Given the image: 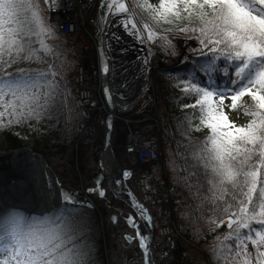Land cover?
<instances>
[{"label":"snow or ice","instance_id":"obj_1","mask_svg":"<svg viewBox=\"0 0 264 264\" xmlns=\"http://www.w3.org/2000/svg\"><path fill=\"white\" fill-rule=\"evenodd\" d=\"M56 8L62 10L58 0H0V130L27 125L38 132L46 120L59 123L65 115L67 124L70 119L63 54L50 43L57 26L52 15H45ZM101 8L106 10L97 21L101 45L107 36L110 48L120 39L113 25L122 28L146 53V72L159 52L178 55L173 40L197 45L177 60L184 67L176 75L168 73L181 95L194 101L183 105L193 109L183 117L187 127L178 125L188 143L179 145L187 155H178L187 163L186 175L177 180L198 202L194 211L211 204L226 217L208 220L209 232L221 225L228 229L215 236L212 264H264V0H104ZM102 63L108 73L106 60ZM244 97L254 102L252 108L243 105ZM239 107L250 117L244 125L229 117ZM202 127L208 134L193 142L191 133ZM131 176L124 171L112 183L122 188ZM102 179L88 192L105 197ZM56 199L43 215L15 206L0 209V264H90L93 247L83 238L89 234L86 210L92 205L62 185ZM133 207L145 218L142 205ZM127 220L147 257L148 238L139 234L133 217Z\"/></svg>","mask_w":264,"mask_h":264},{"label":"built area","instance_id":"obj_2","mask_svg":"<svg viewBox=\"0 0 264 264\" xmlns=\"http://www.w3.org/2000/svg\"><path fill=\"white\" fill-rule=\"evenodd\" d=\"M58 2L62 3V10L56 8L50 13L53 23L57 26V38L50 43L57 46V50L63 54V77L69 93L68 120L75 122L81 142H88L94 138V122L100 127L104 126L109 112L104 97L100 33L97 29L104 0ZM195 47L196 44L190 48ZM188 49L185 46L181 49V60L185 55H189ZM174 61L173 57L159 52L150 65L153 70H159ZM93 69H96L94 72L98 77L97 81L90 77V71ZM95 92L103 102L107 112L105 116L95 112L99 103L94 96ZM148 130L146 128L133 131L135 138H128L127 148L132 149L138 159V167L128 181V189L135 200L150 212L152 234L147 240L149 257L153 264H211L203 246L214 244L215 236L223 235L228 229L221 225L216 232L206 230L202 233L199 243L190 240L193 221L190 201L187 197L179 195L177 186L170 183L161 139L145 137L144 134Z\"/></svg>","mask_w":264,"mask_h":264},{"label":"rangeland","instance_id":"obj_3","mask_svg":"<svg viewBox=\"0 0 264 264\" xmlns=\"http://www.w3.org/2000/svg\"><path fill=\"white\" fill-rule=\"evenodd\" d=\"M176 41L177 40H173V44ZM176 51L178 55L181 53V50L179 49L178 45H176ZM176 89L179 90L178 88L174 87L169 81L168 85L165 87V98H164L163 95L161 94L158 95V92L156 91V89H155V92L153 93L152 86H149L148 88H146L145 91L140 95L141 98L137 101V104L135 106V109L138 110V112L136 113L137 119L135 120L133 119V121H136V120L139 121L137 123L138 126L141 125L143 128L149 127L147 128L149 130L145 133L146 137H149V136L150 137L151 136L160 137L161 136L162 141H163L162 143L164 144V160L165 161H168V159L171 158V156H173V154L171 153V149L173 152L174 151L173 148L175 146V140L173 136H171V134L169 133L170 115L168 111V98L171 94L175 92ZM154 102H155V106H154ZM193 102L194 101L192 98V103ZM229 117L230 119L235 118V123L237 125H244L247 123L246 117L242 111V107H239L234 112H230ZM115 118L121 119L118 116H116ZM65 120H66V117L64 116V121ZM131 121L132 119H129V122ZM118 125L119 123H117V126ZM133 125L134 124L122 123L120 126L115 127L113 131L114 139L112 141V149L116 157L120 160V164L122 167L126 166L127 164H124L123 161H121L120 153L124 152L123 147L127 144L126 140L128 139V136L130 134L129 127L133 129ZM66 126L68 128L67 131L69 133V138L73 143V151L74 149H76L75 146H79L77 147L78 149L77 151H81L84 154V157L83 159H80L79 157H77L75 159L74 166L67 173H64L61 175L56 173L58 176L61 177L62 186L66 190L71 189L75 191L76 193H78L82 201H84L83 195L81 194L82 191H84L85 193H88L91 196V198L95 201V203L98 205V207L102 210L103 222L106 227L105 234L107 235L108 239L111 238L110 245L114 246V248L116 247L115 250L117 251V254H118L117 262H113L111 260L112 262L111 264H122L123 261L127 258L131 262L135 260L136 264H142L141 257H140L141 255L140 247L138 244L139 242L136 240L137 238L136 229H134L127 220L128 217H132V212L130 211V213H128L129 212L128 205L124 204L122 200L117 198V196L122 197L123 194H120L119 191L114 192L112 187L109 186L108 184L109 177L107 176V174L111 176L112 174L107 172L105 168H103L101 165H98V152H101L102 150H104V143L106 140L105 130L104 129L98 130V133H96L94 136V142L90 143L91 141L81 142V139L77 138L79 135L75 136L73 129H71L68 126V124H66ZM17 133L23 141L22 147H29L35 150V146H36L35 140L36 139L33 137L31 132L20 127L18 128ZM9 151L11 150H8L6 147V144H4V136L0 130V155L7 153ZM168 174H169V170H168ZM83 176L87 178V181L85 183H84V180L82 179ZM101 176H103V179L101 180V186L104 188L105 191L110 193V196L106 195L105 197H100L96 193L88 192L89 188L96 186L94 182L98 177H101ZM114 179H117L116 175L114 176L112 180ZM171 181L176 182L172 179ZM177 186L179 187L182 194L186 196L188 195V198L190 199L188 190L186 188H182L181 184L178 182H177ZM118 189L119 188H116V190ZM192 207H193V204H192ZM113 210L114 211L116 210L118 212V215H117L118 223L116 225H113L114 233H112V235L110 236L109 233L107 234V231H108L110 224H112V215H113L112 212H114ZM101 221H102V218H101ZM208 226L209 224L205 226H201L202 229L200 230V229H197L193 224L192 232L190 233V237L192 238V240L196 242L198 240L199 233L205 230L206 227ZM126 235H130L133 238V242L129 243L124 238ZM119 236L123 237L124 243L123 242L120 243Z\"/></svg>","mask_w":264,"mask_h":264},{"label":"trees","instance_id":"obj_4","mask_svg":"<svg viewBox=\"0 0 264 264\" xmlns=\"http://www.w3.org/2000/svg\"><path fill=\"white\" fill-rule=\"evenodd\" d=\"M152 3H156V0H151ZM48 15V13H45ZM35 66V65H33ZM184 66L183 64L171 68L161 70L158 76V84L157 89L159 94L163 95L165 98V87L168 85V73L171 72L172 75H176L177 69H182ZM173 85L174 82H171ZM179 97V98H178ZM192 97H183L181 95L180 89L175 90L173 94H171L168 98V111L170 115V128L169 133L173 136L175 140V146L173 148V152L171 149V153L173 156L166 161L167 169L169 170V175L172 180L178 182L177 177L181 175H186V172L182 171L186 167V159L184 156L178 155V153H183L185 156L187 155L186 149L182 146V144L188 143L187 139H185L181 135V128L178 125H183L187 127V122L183 119L186 113H190L193 111L191 108H184L183 105L191 104ZM243 105L252 108L254 106V102L251 100L250 97L243 98ZM242 111L244 113L243 107ZM245 115V114H244ZM200 113L198 110L196 111L195 115L193 116V124H197L199 120ZM247 122L249 121L250 117L245 115ZM179 118V119H178ZM34 123V122H33ZM49 124L55 125L54 127H49ZM24 128L31 132L33 137L36 139V146L35 150L40 152L45 160L47 161L48 165L54 169L57 174H64L67 173L75 164V159L79 157L83 159L84 154L79 152L77 155L73 151V143L69 138L68 129L64 121V115L59 117V123L56 120L52 121H44L39 127L40 130L32 131L27 125L25 126H14L10 130H1L4 136V144L8 150L20 148L23 146V141L19 135H17L18 128ZM208 134V129L202 127L199 131H193L191 133V139L193 142H199L203 140L205 136ZM180 183V182H178ZM182 188L187 187L180 183ZM188 190V189H187ZM193 204V208H196L197 201L191 199ZM196 216V221L199 225L205 226L208 225V220L215 218L216 220L223 218L224 216L222 213L215 211L214 207L211 204H208L198 210L194 211ZM86 215L89 219V234L84 237L93 247L92 256L90 260V264H106L105 260L103 259L104 254V247L102 242V237L98 233V224H99V217L98 212L93 209H87ZM112 230H110L111 232ZM79 242V241H77ZM231 243V241H229Z\"/></svg>","mask_w":264,"mask_h":264},{"label":"bare ground","instance_id":"obj_5","mask_svg":"<svg viewBox=\"0 0 264 264\" xmlns=\"http://www.w3.org/2000/svg\"><path fill=\"white\" fill-rule=\"evenodd\" d=\"M105 11V10H104ZM113 29L116 31V34L117 36L120 37L119 40H115V44H116V52L119 54V57L121 58V68L123 69H126L130 76L128 77V74H126V76H124L122 74V78L129 82L130 83V88H129V93H132L133 91H138V86L137 84L135 83L138 79H146V77H143L144 75H138V73L142 70L141 68L138 67V63L135 64L134 60L133 59H130V58H127V50L128 49H131V46H129L130 48H126L125 49V41L127 40V37L126 35L121 31V29H116L115 28V25H113ZM178 42V41H177ZM176 44V43H175ZM195 43H189L186 47L187 48H190L192 45H194ZM177 45V44H176ZM129 53V52H128ZM125 59H129L130 60V63L133 65H131L129 68H128V64L126 63V61L124 62ZM137 62V61H136ZM140 66V65H139ZM94 70L96 69H93L92 71H90V77L92 79H96L97 81V75L95 74ZM126 73V72H125ZM121 82V81H120ZM124 82V81H123ZM138 82V81H137ZM125 83V82H124ZM143 87V86H142ZM139 88V90L142 89ZM94 96H96V100H98L99 98V95L95 92ZM137 98H135V101H136ZM134 101V103H135ZM130 106L132 107V105H129L128 104V108H130ZM95 112H97L100 116H105L106 115V110L104 108V105H103V102L102 100H99V103L98 105L96 106L95 108ZM114 122L111 123L116 127L117 126V123H119V125H121L122 123H128V118H121V119H113ZM95 130V129H94ZM130 138H135V134L133 131H131V133L129 134V139ZM77 147L79 146H75L76 149H74V153L77 155L80 151H77ZM104 163V168L110 173V174H113L112 176V179L114 178V176L119 172V167L116 165L115 163V160L113 159L112 157V153L111 151H107L104 156H103V161ZM18 166V170L21 172V170L24 167V163L22 162H19L17 164H15L14 166H10L9 164H6V165H3L4 169L0 171V175H2V179H0V184H4L6 183L7 181L10 183L11 180H15V181H18V183L16 182L15 185H20V183L24 184L25 183V180L24 178L19 174V173H15L14 172V167ZM16 169V171H17ZM117 172V173H116ZM115 173V174H114ZM117 179L120 178V176L117 174ZM82 179L84 180V183L87 181V178L85 176L82 177ZM7 184V183H6ZM14 187V186H13ZM16 188H18L17 186H15ZM83 195V197L85 199H89L92 201L93 205H94V208H90V209H93L95 210L96 212H98V217H99V224H98V233L101 235L102 237V242H103V247H104V254H103V259L105 260V263L106 264H111V260L113 262H117L118 260V256H117V251L115 250L114 246L110 245V239H108L107 235L105 234V231H106V227L104 225V222H103V214H102V210L98 207V205L95 203V201L91 198V196L88 194V193H85L84 191H82L81 193ZM10 206H15L17 208H21L25 211H33V212H41L40 214L43 213V210L38 206H36V204H34L33 202L27 200V199H14V198H10L8 196H5V195H2L0 194V209H4V208H8ZM128 211L129 208H128ZM32 212V213H33ZM101 218H102V221H101ZM146 224L147 223H144V222H140L138 224L139 226V232L140 234L143 233L145 236H147V232H148V229L146 227ZM110 228H108V231H107V234L109 233V235L111 236V232H110ZM102 231V232H101ZM103 233V234H102ZM121 243V241H120ZM213 244H208V245H204L205 247H212ZM113 250V251H112ZM116 251V253H115Z\"/></svg>","mask_w":264,"mask_h":264},{"label":"water","instance_id":"obj_6","mask_svg":"<svg viewBox=\"0 0 264 264\" xmlns=\"http://www.w3.org/2000/svg\"><path fill=\"white\" fill-rule=\"evenodd\" d=\"M121 31L127 37V40L125 41L127 47L130 48L129 46H131V49L127 50L129 52H127V55L134 57L135 61V59H138L137 42L134 41L132 37L128 36L122 28ZM100 158L101 156H99V161ZM19 162L24 163L25 168H23L21 172L17 169L18 166L13 169L15 173H19L24 178L25 183L15 185L18 181L12 179L10 183L7 181V184H0V194L14 199H27L36 204L37 207L39 206L43 210V213H45L52 205L57 203L56 197L59 193V186L62 185L61 177L58 176L54 169L48 165L42 154L29 147H20L1 154L0 171L4 169L3 165L9 164L10 166H14ZM0 179H2V175H0ZM50 181L52 182L50 183ZM56 181H59V185ZM84 202L91 204L92 208H94L91 200L84 199ZM27 212L32 213L33 211ZM33 213L40 214L41 212L38 211ZM115 221L116 220L114 219V222ZM129 237L130 236H126L127 239ZM128 240L132 241V238Z\"/></svg>","mask_w":264,"mask_h":264}]
</instances>
